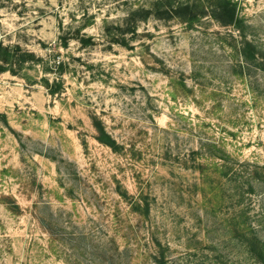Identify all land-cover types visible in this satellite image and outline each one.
Instances as JSON below:
<instances>
[{
  "label": "rangeland",
  "instance_id": "obj_1",
  "mask_svg": "<svg viewBox=\"0 0 264 264\" xmlns=\"http://www.w3.org/2000/svg\"><path fill=\"white\" fill-rule=\"evenodd\" d=\"M179 1L0 0L1 44L66 64L0 71V264H264V0Z\"/></svg>",
  "mask_w": 264,
  "mask_h": 264
},
{
  "label": "trees",
  "instance_id": "obj_2",
  "mask_svg": "<svg viewBox=\"0 0 264 264\" xmlns=\"http://www.w3.org/2000/svg\"><path fill=\"white\" fill-rule=\"evenodd\" d=\"M201 3L194 2V1H179L177 5H169L167 10H163L167 13L166 18H177L187 23L194 22L200 15L206 13V9H200ZM161 11V10H158ZM201 12V13H200ZM142 14V15H140ZM136 15H139L141 19H136ZM151 15L150 10H135L132 11L130 16L127 18V26L129 28L126 31L132 30L133 33H136L137 27V20H145L148 19ZM209 16L216 19L219 23L224 26H241L243 24L242 19H240L236 4L230 0H221L215 3L209 9ZM125 28L123 27H116V32L109 33L110 44H118L120 46L131 48L126 37H125ZM81 42L83 45L91 44L93 42L92 37H82ZM61 45L63 47L68 46L67 39L63 38L61 41ZM247 50H253L251 45H247ZM29 64L30 66L34 65H41L43 68L44 73L51 72V70L55 69L59 72H64L66 69V64L63 61H56L54 65L51 63H45L41 57H37L35 53L24 50L20 45L14 46H5L0 43V71L1 72H9L12 75H18L19 69L23 67V65ZM42 82L44 86L47 88L50 95L55 96L56 94L60 93L63 88V81L61 79H55L54 81L50 82L49 79L42 77ZM4 120H6V115L1 114ZM93 124L98 132L97 139L113 148L114 150H118L119 144L117 141L108 133L104 124L100 120L93 119Z\"/></svg>",
  "mask_w": 264,
  "mask_h": 264
}]
</instances>
